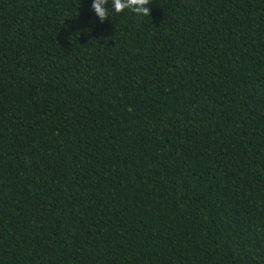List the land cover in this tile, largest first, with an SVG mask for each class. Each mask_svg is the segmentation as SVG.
Instances as JSON below:
<instances>
[{
  "label": "trees",
  "instance_id": "1",
  "mask_svg": "<svg viewBox=\"0 0 264 264\" xmlns=\"http://www.w3.org/2000/svg\"><path fill=\"white\" fill-rule=\"evenodd\" d=\"M0 0V264H264V0Z\"/></svg>",
  "mask_w": 264,
  "mask_h": 264
},
{
  "label": "clouds",
  "instance_id": "2",
  "mask_svg": "<svg viewBox=\"0 0 264 264\" xmlns=\"http://www.w3.org/2000/svg\"><path fill=\"white\" fill-rule=\"evenodd\" d=\"M108 4L109 0H94L92 3V10L101 22L108 19L109 8L106 7ZM148 5L149 0H111V8L117 14L129 10L138 16H150Z\"/></svg>",
  "mask_w": 264,
  "mask_h": 264
}]
</instances>
